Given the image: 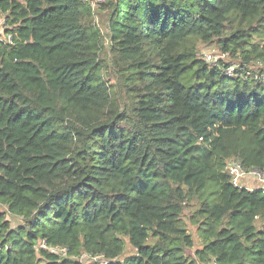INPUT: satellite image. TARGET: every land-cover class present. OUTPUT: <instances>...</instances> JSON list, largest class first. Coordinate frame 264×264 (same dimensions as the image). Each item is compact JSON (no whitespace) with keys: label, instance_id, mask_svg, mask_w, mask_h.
I'll list each match as a JSON object with an SVG mask.
<instances>
[{"label":"trees","instance_id":"1","mask_svg":"<svg viewBox=\"0 0 264 264\" xmlns=\"http://www.w3.org/2000/svg\"><path fill=\"white\" fill-rule=\"evenodd\" d=\"M0 17V264H264V194L224 171L264 173V0H0Z\"/></svg>","mask_w":264,"mask_h":264},{"label":"built area","instance_id":"2","mask_svg":"<svg viewBox=\"0 0 264 264\" xmlns=\"http://www.w3.org/2000/svg\"><path fill=\"white\" fill-rule=\"evenodd\" d=\"M87 5H89L92 11L99 8L103 3L104 0H79ZM8 29L6 25V21L4 17H0V44L2 45H12L13 44V37L10 33L6 32L5 30ZM224 55H220L217 57L216 55H212L208 53L204 55L206 62L215 64L219 59H221ZM232 68H227L226 73L232 74ZM224 171L228 175L229 183L237 188L247 189L249 191L253 190H260L264 194V173L257 170V169H250L246 170L243 168L240 162L236 160H229L225 166ZM49 251L58 253L61 257L66 258L68 249L66 247L62 248H49ZM79 259H87L85 263H94L98 262L100 264H107V261L100 255H91L82 253L79 256ZM80 262V260H79ZM204 264H217L214 259L208 261Z\"/></svg>","mask_w":264,"mask_h":264},{"label":"rangeland","instance_id":"3","mask_svg":"<svg viewBox=\"0 0 264 264\" xmlns=\"http://www.w3.org/2000/svg\"><path fill=\"white\" fill-rule=\"evenodd\" d=\"M99 13H100V10H99ZM99 13H98V17L95 18L96 19V21H95L96 27L98 29H100L102 31V33H105L104 32V26L106 25L105 23H107V21H106V9L101 11L100 14ZM102 50H103V52H106V55H108L109 43L106 40H103ZM211 52H213L214 55H216V56H220V53H218L219 50L217 48L213 47V45L212 46H207V45H200L199 46V57L200 58H202L204 55L211 53ZM226 58H227V56L224 58V60ZM229 60L230 59L228 56V58L225 61H229ZM233 64L237 65V62H234ZM251 68L256 69L257 66L252 65ZM249 71H250V68H249ZM241 75H243V74H241ZM249 75H252V74L250 73L247 75H243L242 79L249 77ZM252 76H256V77L260 78V76H257V75H252ZM261 79L262 78H260V80ZM122 98H125V94H122ZM196 208H197V204L195 203V201L190 202V206H188L186 208V210L182 216V219L185 222L187 230L192 235V238H193V247L189 251H187V255L190 256L191 258L194 257L193 255H194L196 250L201 249V239L199 238V235L197 233L198 226L192 224V222L190 221V217L194 213ZM2 211H4L3 208H2ZM6 217L11 222L12 226H16V224H18V222H19L18 220H20V219H17L15 217H12L11 215H7ZM256 225L258 226V228L260 227L258 221L256 222ZM124 241H125V250H124V253H123L121 259L124 256H128L132 252V249H131L127 239H124ZM79 260H80V263L87 262V259H79Z\"/></svg>","mask_w":264,"mask_h":264},{"label":"clouds","instance_id":"4","mask_svg":"<svg viewBox=\"0 0 264 264\" xmlns=\"http://www.w3.org/2000/svg\"><path fill=\"white\" fill-rule=\"evenodd\" d=\"M203 57H204V56H203ZM203 57H202V58H203ZM217 57H219V56H217ZM238 77H241V78H242V77H243V75H241V74H238Z\"/></svg>","mask_w":264,"mask_h":264}]
</instances>
